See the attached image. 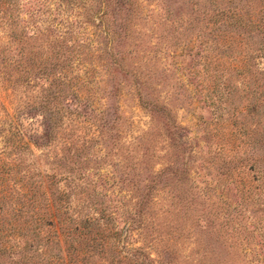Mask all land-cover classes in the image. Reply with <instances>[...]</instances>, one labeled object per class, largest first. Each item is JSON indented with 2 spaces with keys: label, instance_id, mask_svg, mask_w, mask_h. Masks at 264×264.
Segmentation results:
<instances>
[{
  "label": "rangeland",
  "instance_id": "374dc122",
  "mask_svg": "<svg viewBox=\"0 0 264 264\" xmlns=\"http://www.w3.org/2000/svg\"><path fill=\"white\" fill-rule=\"evenodd\" d=\"M0 173V264H264V0H0Z\"/></svg>",
  "mask_w": 264,
  "mask_h": 264
},
{
  "label": "trees",
  "instance_id": "16d2710c",
  "mask_svg": "<svg viewBox=\"0 0 264 264\" xmlns=\"http://www.w3.org/2000/svg\"><path fill=\"white\" fill-rule=\"evenodd\" d=\"M19 59H21V56L18 58L17 63L19 62ZM9 63L11 61V59H8ZM2 175V173H0ZM0 212H7V210H4V205L7 204H11L12 207L9 208L10 213L13 212L14 214H20L23 212V206H20L18 208H15V205L20 204L23 205V201H16L17 196L21 195L17 190H7L9 187L4 184L6 183L3 182L4 181V177L0 176ZM16 192V193H15ZM14 194H16V197L14 196ZM22 209V210H21Z\"/></svg>",
  "mask_w": 264,
  "mask_h": 264
}]
</instances>
